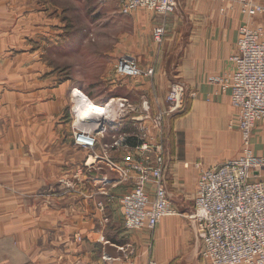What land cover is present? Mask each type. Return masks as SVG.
Segmentation results:
<instances>
[{
  "label": "crops",
  "instance_id": "0c3cea01",
  "mask_svg": "<svg viewBox=\"0 0 264 264\" xmlns=\"http://www.w3.org/2000/svg\"><path fill=\"white\" fill-rule=\"evenodd\" d=\"M237 3L196 10L178 0L167 17L151 11L130 14L138 46L133 56L140 68L154 73L123 82L125 95L113 75L114 59L92 88L73 74L57 84L55 75L45 73L29 54H0V264H170L191 247L199 251L196 224L188 217L199 170L242 153L229 96L209 80L232 71L229 59L242 26H264V16L249 17ZM160 24L166 33L158 49L152 31ZM173 83L186 87V112L169 127L165 174L170 206L179 214L164 217L153 231H128L119 199L131 184L121 182L105 160L84 167L89 152L73 143L74 117L79 123L87 116L96 119L115 104L104 108L111 98L130 104L133 98H149L155 114L167 107L165 96ZM76 91L99 113L79 111L82 97ZM119 112L94 123L99 122L97 154L121 164L137 140L128 137L129 128L121 132L132 124ZM250 149L264 163V122L252 129ZM253 179L264 183L263 166L256 167Z\"/></svg>",
  "mask_w": 264,
  "mask_h": 264
},
{
  "label": "built area",
  "instance_id": "2783aa9c",
  "mask_svg": "<svg viewBox=\"0 0 264 264\" xmlns=\"http://www.w3.org/2000/svg\"><path fill=\"white\" fill-rule=\"evenodd\" d=\"M114 1L124 16L137 9H146L167 17L176 10L178 0ZM237 1L243 14L264 16V3ZM238 33L236 52L229 59L232 71L211 78L209 83L219 86L221 93L229 96L230 106L236 112L242 153L216 167L200 168L194 209L189 215L196 224L199 253L206 264H264V183L253 179L256 167H264V163L255 158L250 149L252 129L257 123L264 122V26H242ZM164 35V24L152 31V38L158 46L162 45ZM114 73L119 77L138 79L151 78L154 71L152 68H140L134 57L125 54L116 59ZM185 92L186 87L182 83L171 84L165 98L167 107L157 109L153 117L150 116L149 104L142 100L138 108L140 116L129 117L132 126L139 131L135 137L137 145L131 151H137L139 155L134 159L126 155L121 164L97 154L96 129L87 126L73 132L74 145L89 152L85 168H90L92 161L105 160L108 167L117 172L121 182L131 184V191L119 199L123 226L128 231H153L164 217L179 214L170 206L164 182L162 125L164 117L180 111ZM118 102L117 109L136 111L125 100ZM146 120H151L150 128L143 124H147ZM152 129L158 131L154 135L157 143L151 140ZM124 140H116L114 145L119 146ZM148 264L157 263L150 261Z\"/></svg>",
  "mask_w": 264,
  "mask_h": 264
},
{
  "label": "rangeland",
  "instance_id": "374dc122",
  "mask_svg": "<svg viewBox=\"0 0 264 264\" xmlns=\"http://www.w3.org/2000/svg\"><path fill=\"white\" fill-rule=\"evenodd\" d=\"M227 3L229 2L208 0L191 2L187 0V6L196 10L203 6L225 5ZM237 4L240 7L239 3ZM141 11L149 10L137 9L134 13ZM129 17V15L124 16L119 13L114 0H0V54L6 57L29 54L32 60L35 57L40 62L41 69L46 71L45 73L50 71L52 75H55L54 80L57 84L65 80V76L73 74L79 82L84 81L94 88L91 84L98 80L97 77L107 72L110 60L114 59L113 75H115L114 64L118 57L125 54L134 57L133 53L138 46H136L133 38L134 28ZM152 44L153 47L161 48L154 40ZM118 78V86H121V83H125V81L135 80L119 76ZM124 83L120 92H123V88L126 87ZM121 94L125 95V91ZM112 99L114 98L109 100ZM123 100L128 102V106L136 109L137 113L129 109H117V101L96 119L100 120V117H103L110 120L115 109L120 111L119 114L123 117H139L138 108L141 106L142 100L149 104L150 116L155 115L151 112L155 106L149 98H133L131 104L126 99H119V102ZM91 106L95 105L92 104ZM157 109L164 110V108L159 107ZM185 112L186 107L182 101L178 113L168 115L163 119L164 182L168 163L167 143L171 137L170 123ZM74 118L75 129L87 126L94 129L98 128L99 122L95 124L94 122L97 120L91 116L82 119L80 123L78 118ZM146 121L147 124L144 122L143 124L150 128L151 120ZM128 128V137L134 138V141L137 140L135 137L138 136V128L123 125L121 132ZM157 134L158 131L152 129L153 139L151 140L153 143L158 142V139H154V135ZM125 155H131L134 159L139 154L137 151L129 150ZM77 172L78 170L73 174V180L78 179ZM69 180L66 179V181ZM61 181L65 180L62 179ZM202 263L199 251L195 252L194 248L191 247L179 260L175 259L170 264Z\"/></svg>",
  "mask_w": 264,
  "mask_h": 264
},
{
  "label": "bare ground",
  "instance_id": "6f19581e",
  "mask_svg": "<svg viewBox=\"0 0 264 264\" xmlns=\"http://www.w3.org/2000/svg\"><path fill=\"white\" fill-rule=\"evenodd\" d=\"M229 1H237V0H229ZM229 1H226V2H229ZM250 1H252V0H250ZM238 2V1H237ZM253 2V1H252ZM75 96H80V97H82L81 95H80V92L79 91H77V92H75ZM79 97V98H80ZM79 101H81V103L80 104H78L77 106L78 107H76L79 111H82V113H84V111H86V109L88 110H91V112L93 111V113H99V112H97V110L94 108V107H91V105L87 102V100L84 98V97H82V98H80V100ZM117 101H119V100H116V99H112V100H110L105 106H104V108H108V107H110L111 105H113L114 103H116ZM90 106V107H89ZM75 108V109H76ZM76 109V111H78ZM74 111V110H73ZM91 112H89V113H91ZM75 113V112H74Z\"/></svg>",
  "mask_w": 264,
  "mask_h": 264
}]
</instances>
